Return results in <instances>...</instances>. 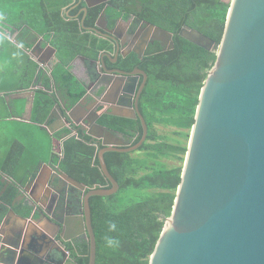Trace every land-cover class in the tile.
Returning <instances> with one entry per match:
<instances>
[{"label": "trees", "instance_id": "obj_1", "mask_svg": "<svg viewBox=\"0 0 264 264\" xmlns=\"http://www.w3.org/2000/svg\"><path fill=\"white\" fill-rule=\"evenodd\" d=\"M17 1H26L28 5L33 2L35 5L22 9L18 21L13 24L16 43L13 48L11 44V47L8 46V51L15 53L11 61L16 73L13 91H25L33 85L43 87L35 90L30 116V124L41 130L58 103L57 91L62 93L69 108L78 104L86 94L84 83L71 71L74 59L78 55L96 58L101 50L110 47L83 29V26L94 25L99 13L97 8L89 9L88 16L84 18L79 9L70 11V16L66 15L72 7V0ZM111 4L106 15L112 22L122 15L126 19L134 16L136 24L146 21L174 35L172 50L164 51L159 44H155L149 46L142 60L135 53L119 57V67L127 70L138 67L148 76L139 101L148 136L137 151L105 154L108 170L120 185V190L112 196H92L89 200L97 245L96 264H149L165 220L172 214L201 90L217 60L216 52L191 43L179 32L188 25L219 45L230 3L223 0H112ZM36 35H42L56 48V60L50 75L47 69H40L24 53L35 44ZM53 88L56 91H50ZM22 104L21 110L16 111L17 118L23 114L25 104ZM100 124L127 136L133 145L143 136V126L138 118L103 114ZM159 126L177 130L172 133V138L161 133ZM74 127L64 128L55 134L47 133L54 149L53 163L62 172L86 185L88 190L94 187L110 189L112 185L104 176L98 158V152L103 147L79 129L74 130L77 135L72 134ZM9 151V160L2 168L10 170L16 182L7 184L0 176V201L3 205L12 206L16 204L14 202L20 195L21 187L35 179L38 167L25 174L24 178L15 174L14 169L19 159L25 156L26 148L15 140ZM59 151L61 156L57 154ZM163 159L175 160L178 165L168 167ZM79 202L82 203V198L77 199ZM25 212L29 216L32 211L27 208ZM108 220L118 224L119 232L107 233ZM106 234L119 237L121 244L118 249L105 247ZM73 255L78 264H89V242L83 240Z\"/></svg>", "mask_w": 264, "mask_h": 264}, {"label": "water", "instance_id": "obj_2", "mask_svg": "<svg viewBox=\"0 0 264 264\" xmlns=\"http://www.w3.org/2000/svg\"><path fill=\"white\" fill-rule=\"evenodd\" d=\"M104 1L107 0H86L84 17L89 8ZM223 1L230 3V9L219 45L188 25L179 32L181 37L191 43L216 52L217 60L201 90L173 211L165 220L149 264H264V0ZM147 25L139 45L134 46L132 42L122 54L124 57L134 52L142 60L149 43L155 41L161 43L164 51L174 49L172 33L153 24ZM140 34L138 32L134 38ZM48 51L52 54V60L56 49L48 46ZM47 60H39L40 69L49 66L46 65ZM117 73L121 74L119 71ZM135 74L144 77L138 92V76L134 77ZM125 78H116L118 84L110 88V95L117 99L125 93L137 94L136 115L122 117L141 120V140L136 145L124 142L95 119L90 129H84L87 135L101 140L104 145L98 152V158L102 172L112 187L88 190L86 185L60 169L56 170L55 178L60 175L59 183L61 179L82 192V213L77 220L84 222L90 243L89 264H96L97 258L89 200L92 196H112L120 190V185L108 170L104 156L108 152L137 151L148 136V127L138 105L148 76L141 69L132 72L127 78L131 88L129 92L124 87ZM87 92H90L88 87ZM34 95L30 99L31 110ZM87 97L88 94L73 108L56 104L44 126L51 134L64 129L69 121L80 126L81 117L92 114L99 102L108 103L102 97L93 106H88ZM20 98L29 99H14ZM56 120L61 125L58 128L49 123ZM9 215L24 220L33 217L25 218L12 209L2 221ZM46 218L50 221L48 216ZM2 221L0 264H7L19 253L23 237L19 235L15 239L10 238V241L4 239L1 229L5 221ZM55 225L58 234L63 223ZM48 236L47 239L58 243L60 247H64L63 242L68 241L61 237L57 242V235Z\"/></svg>", "mask_w": 264, "mask_h": 264}, {"label": "flooded vegetation", "instance_id": "obj_3", "mask_svg": "<svg viewBox=\"0 0 264 264\" xmlns=\"http://www.w3.org/2000/svg\"><path fill=\"white\" fill-rule=\"evenodd\" d=\"M111 1L112 0H107L89 8H97V10H99L98 17L94 25L86 27L83 26V29L86 32H89L98 37L100 40L108 43V47H110V49L107 48L105 50H101L96 58L78 55L70 65L71 71L73 67H75L80 73V78H78L74 73L73 74L85 85L86 94H88L86 100L87 105L93 106L94 103L97 100L99 101V99L102 97L105 98L106 102L108 103L99 102L92 114H87L86 116L81 117L80 126H76L74 123L69 121L65 128H71L72 126H75V129L72 130V134L76 133L74 131L76 129H79L85 133L84 129H90L92 121H94V119L99 125H102L100 124V119L103 114H110L118 117H122V115H136L137 94L135 93L133 95L128 91L131 90V88L128 85L129 82L127 78L132 75V72L139 68L136 67L132 70H127L126 68L119 67L117 64L119 62V57H124L122 54L129 49L132 42L134 43V46L139 45V42L142 39V33L147 28V23L149 22L140 21L138 24H136L134 16L126 19L124 15L120 16L116 21L112 22V19L107 17L106 15L107 10L112 6ZM72 2L73 3L71 9L66 12L67 16H70V11L78 9L79 13H84L83 9L87 7L86 0H72ZM88 14L89 13L87 12L86 16H88ZM138 32H140L141 34L138 38L135 39L134 35H136ZM39 44L40 43L35 42V44L32 46V54L37 55L38 51H44ZM155 44H159L161 46V43L158 41H155L154 43L150 42L147 49L150 45ZM132 53L134 52H131L128 55ZM48 55L49 52H47V54L41 59L45 61L46 59H48ZM117 71H119L121 74L117 73ZM118 76L126 77L124 87L128 88L126 90L129 93H125L121 97L114 99L110 95V88L118 84L116 83V78ZM137 76L138 83L136 85V92H138L139 87L142 84V78H144L143 75H134V77ZM87 87L90 88V92H87ZM56 94L58 98L57 104L67 103L62 93H59V91H57ZM64 114H66V111ZM56 123H58L57 120L53 122L54 125ZM108 129L120 135L122 141L132 142V140H130V138H128L127 136H123L122 134H119V132H116L110 128ZM92 140L94 142H98L104 148L101 140ZM55 176L56 174L54 175L53 179L55 178ZM58 177L60 178V175ZM59 178L56 177L54 180L51 179L50 188L52 190L54 189V192H57L58 194L62 195L65 193L68 201L62 203V199L58 196L57 198H53V202L55 203L54 207H39L34 209V212L32 213L33 217H31L30 222L32 226H35L37 224V227L40 225L39 227L41 228L35 229L31 226L28 228V232L26 231L27 234H24L25 232L19 234L23 237L20 247L21 251L16 255L13 261L8 262L7 264H78L77 259L73 255V252L77 251V248L83 240L89 242L87 233H85L84 222L81 220L76 221L75 219H71V217L76 218L75 213H78L77 218L82 213L80 209L81 204L80 202L79 204L77 203V199L82 198V192L61 179L59 183ZM68 192H72L73 198ZM69 202H74V206L71 207V203L70 205H68ZM6 213L7 211L4 213V209L0 208V221L4 218ZM2 214L4 215L2 216ZM47 216L49 217L50 221L47 220ZM50 222L54 223L52 224ZM59 222L63 223V226L57 234V226L55 225V223ZM3 232L5 235L4 239L10 241V236L7 234L6 229H4ZM46 235H57V242H59V239H61V237L69 240L67 242H63L64 247H60L58 243L55 244L54 241H51V239H47Z\"/></svg>", "mask_w": 264, "mask_h": 264}, {"label": "crops", "instance_id": "obj_4", "mask_svg": "<svg viewBox=\"0 0 264 264\" xmlns=\"http://www.w3.org/2000/svg\"><path fill=\"white\" fill-rule=\"evenodd\" d=\"M35 5L33 2H29V5L26 1L18 2L17 0H2L0 3V134L3 135L4 140L0 141V176L2 177V181L6 182L7 184H11L16 182L14 179V175H12L10 170H3L4 165L9 160V150L10 147L15 143V140L20 141L24 144L23 139L20 137H16L15 134L23 133L24 138L29 135L31 138H27V140L32 139L33 148H26L25 156L19 159V164L15 167L14 172L18 175L25 177V174L29 172H33L34 167H38L35 179L30 182L27 181L25 186L21 187L20 195L16 199V201L12 206L3 205L2 201H0V208L9 212V210H14L16 214L23 216L25 218H30L34 209L39 207H54L55 203L53 202L54 197H58L62 199L63 202H67L68 199L64 194V199L62 198L61 194L54 192L50 188L51 186V179H53L54 175L56 174L57 166L53 163V154L54 149L52 150V146L49 143L47 138V133H50L45 126L42 127L40 130L38 127L33 126L30 124V116H31V109H30V99L31 95L35 94V90L40 88L43 89L42 86L37 87L33 85L30 89L25 91L14 90V78H15V65L11 63L14 59L15 53H10L8 51L9 46L13 48L16 43V34L12 32L13 24L18 21L19 17L18 14L22 9L30 8V6ZM32 20H30V23ZM13 33V34H12ZM35 42L40 43V47L44 51H38L37 55L31 53V49L24 51L27 56L31 58L36 64L39 65V60L44 61L43 58L48 51L47 46H51L50 43L46 42L42 35H36ZM6 48L2 46H6ZM53 47V46H51ZM54 48V47H53ZM56 49V48H55ZM56 53L52 56L51 60V53L49 52L47 64L49 66H45V69L48 70L49 75L51 74V66L55 62ZM45 60V61H46ZM72 72L80 78V73L77 68L73 67ZM54 89V90H53ZM51 89L50 91H56L55 88ZM17 97H28L29 99H14ZM18 101V103L13 102ZM22 103L25 104V108L23 110V114L20 115V118H17L16 111H20L22 108ZM15 105L17 108L15 109ZM65 107V104H63ZM66 110H64L65 112ZM87 115V114H86ZM85 115V116H86ZM84 117V116H83ZM54 121H50L49 123H53ZM60 123L53 124L55 128L60 127ZM53 127V128H54ZM40 134L43 138L48 141V147L41 146L40 141L36 140L35 136ZM118 137L120 135L117 134ZM121 138V137H120ZM3 166V168H2ZM71 197L73 198L72 192H68ZM67 193V194H68ZM69 198V196H68ZM59 200V199H57ZM72 203V202H70ZM74 202L72 203L71 207L74 206ZM31 209L30 215H25V209ZM76 217V216H75ZM72 220L77 221V217L73 218ZM3 220V219H2ZM1 220V221H2ZM5 223L1 230L6 229L7 234L10 236L11 239H15L19 236V234L24 233L27 234L28 228L32 226L30 219L24 220L19 218L15 215H9L4 219ZM2 221V222H4ZM40 226V225H39ZM37 227V224L34 227L35 229H40L41 227ZM69 240V239H68ZM21 250H19L20 252Z\"/></svg>", "mask_w": 264, "mask_h": 264}, {"label": "rangeland", "instance_id": "obj_5", "mask_svg": "<svg viewBox=\"0 0 264 264\" xmlns=\"http://www.w3.org/2000/svg\"><path fill=\"white\" fill-rule=\"evenodd\" d=\"M158 128L160 129L161 133H164V134H166V135H168L169 137H172V138H173L172 133L177 130L176 128L163 127V126H159ZM15 135H16V137H20V138L23 139V142H24V144L26 145L27 148H33L32 139L31 140H27V138H31L29 135H27L25 138L23 136V133L15 134ZM32 136H35L36 140L40 141L41 146L43 145L44 147H48V141L45 138H43L40 134L36 133V135H32ZM3 140H4V137H3L2 134H0V141H3ZM136 155H138V154H136ZM163 162L166 165H168V167H172V166L178 165V163L175 160H172V159H163Z\"/></svg>", "mask_w": 264, "mask_h": 264}, {"label": "clouds", "instance_id": "obj_6", "mask_svg": "<svg viewBox=\"0 0 264 264\" xmlns=\"http://www.w3.org/2000/svg\"><path fill=\"white\" fill-rule=\"evenodd\" d=\"M107 233L119 232L118 224L113 220L106 221ZM121 241L118 236L105 235L104 245L110 249H118L120 247Z\"/></svg>", "mask_w": 264, "mask_h": 264}, {"label": "built area", "instance_id": "obj_7", "mask_svg": "<svg viewBox=\"0 0 264 264\" xmlns=\"http://www.w3.org/2000/svg\"><path fill=\"white\" fill-rule=\"evenodd\" d=\"M57 154L61 156V151L57 152Z\"/></svg>", "mask_w": 264, "mask_h": 264}]
</instances>
